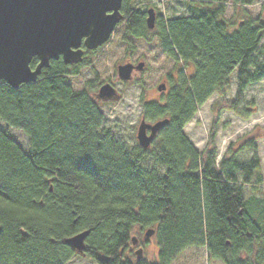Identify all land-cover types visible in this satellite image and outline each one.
<instances>
[{
  "label": "trees",
  "instance_id": "obj_1",
  "mask_svg": "<svg viewBox=\"0 0 264 264\" xmlns=\"http://www.w3.org/2000/svg\"><path fill=\"white\" fill-rule=\"evenodd\" d=\"M134 1H122V38L150 41L153 33L176 66L193 68L167 75L160 101L140 86L142 118H167V125L148 149L105 127L89 83L76 91L68 81L91 69L89 58L100 48L78 64L52 60L35 82L16 89L1 82L0 121L22 131L29 149L0 131V264H67L77 253L64 240L83 231L85 257L97 264H170L196 247L222 264H264V202L249 210L243 196L244 186L261 184L257 147L250 139L231 143L217 162L216 144L219 113L235 109L248 86L264 78V9L255 18L234 12L225 20L228 0H192L188 14L156 16L149 30L147 10ZM36 65L34 58L30 67ZM235 69L230 107L224 97ZM214 94L225 107L212 106L217 112L199 152L184 127ZM242 149L251 156L240 163ZM136 229L153 230L155 262L136 261L130 251Z\"/></svg>",
  "mask_w": 264,
  "mask_h": 264
},
{
  "label": "rangeland",
  "instance_id": "obj_2",
  "mask_svg": "<svg viewBox=\"0 0 264 264\" xmlns=\"http://www.w3.org/2000/svg\"><path fill=\"white\" fill-rule=\"evenodd\" d=\"M192 0H135L134 7L147 10L153 8L156 16H162L168 19L175 16H183L189 13ZM189 3V4H188ZM264 9V0H254L250 5H237L234 0H228L225 20H229L233 13L239 16L246 13L251 17H257ZM158 18V17H157ZM123 25L119 24L109 41L100 47L98 52L89 59L92 61L91 69L86 68L81 71L77 77H69L70 86L81 91L89 83L92 95L97 93L98 87L105 83H112L119 91L120 97L112 101H99L100 110L104 114L105 127L110 128L117 138H122L131 145L138 144L136 139L137 127L142 119L141 106L139 104L140 86L138 81L147 90V96L150 100L160 101L164 98L165 92L157 91V86L168 84L167 75L176 76V68H181L183 73L190 75L192 65L176 66L172 60L163 51L159 40L153 33H148L150 41L131 36L124 40ZM264 46V36L261 41ZM127 62H143V68L136 70L133 79L130 81H120L117 78V67ZM95 70V75L93 74ZM237 69L230 77V92L225 95L227 106L232 105L236 92ZM223 99L216 94L212 95L201 107H199L193 118L184 127V132L190 143L201 152L211 133V127L214 122V115L217 111H212L213 105H222L225 107ZM224 104V105H223ZM229 107V108H230ZM219 123L216 130V144L218 147V159L225 154L231 143H244L246 140H253L257 147L260 167L258 176L261 177V184H255L243 187V196L248 201L249 210L257 211L259 201L264 202V78L259 82L248 86L244 92L243 102L235 109H224L219 113ZM0 131L5 132L9 137L15 140L24 150L28 152L27 136L20 130L11 128L0 121ZM130 145V146H131ZM235 145L233 148L235 149ZM148 149V148H144ZM237 158L240 163L247 161L251 156V151L247 149L238 150ZM150 167H154L153 164ZM136 233L140 244L130 242V251L141 249V257L149 262L157 260V247L154 235L145 238L144 231ZM144 243V244H142ZM67 264H97L93 259L81 256L77 253ZM173 264H222L219 261L211 260L205 247L189 248L182 252Z\"/></svg>",
  "mask_w": 264,
  "mask_h": 264
},
{
  "label": "water",
  "instance_id": "obj_3",
  "mask_svg": "<svg viewBox=\"0 0 264 264\" xmlns=\"http://www.w3.org/2000/svg\"><path fill=\"white\" fill-rule=\"evenodd\" d=\"M123 0H0V81L16 89L33 83L50 61L61 59L64 64H78L83 59V48L95 50L104 45L123 20ZM146 26H155V11L146 12ZM36 58L37 65L30 67ZM143 63H131L117 67V77L129 81L134 69L140 71ZM165 84L157 86L164 91ZM95 97L110 101L119 98L118 91L110 83L102 84ZM167 120L153 124L144 118L136 133L138 145L148 148ZM146 130L150 133L146 135ZM149 229L146 236H151ZM88 231L64 240L77 253L85 256ZM141 259V249L135 251Z\"/></svg>",
  "mask_w": 264,
  "mask_h": 264
},
{
  "label": "bare ground",
  "instance_id": "obj_4",
  "mask_svg": "<svg viewBox=\"0 0 264 264\" xmlns=\"http://www.w3.org/2000/svg\"><path fill=\"white\" fill-rule=\"evenodd\" d=\"M74 77H77V76H74ZM1 82H3V81H0V83H1ZM3 83H5V82H3ZM5 84H6V83H5ZM138 84H139V86H142V82H141V81H138ZM6 85H7V84H6ZM167 85H168V84H167ZM7 86H8V85H7ZM9 87H10V86H9ZM229 92H230V91H228V92L226 93V95H227ZM200 107H201V106H200ZM162 120H167V121H169L167 118L162 119ZM162 120H159V121H162ZM156 122H157V121H156ZM153 123H155V122H153ZM153 123H150V124H153ZM167 123H168V122H167ZM166 125H167V124H166ZM166 125H165V126H166ZM165 126H163L162 128H164ZM162 128H161V129H162ZM138 129H139V125H138V127H137V132H138ZM137 132H136V133H137ZM149 133H150V130H146V135H148ZM158 133H159V132H158ZM158 133H157V135H158ZM157 135H156V137H157ZM156 137H155V138H156ZM155 138H154V140H155ZM154 140H153L152 142H154ZM136 230H137V229H136ZM148 230H149V229H147V230L144 231V236H145V238H148V237H149V236H146V232H147ZM134 233H136V231L133 232V234H134ZM133 234H132V235H133ZM136 234H137V233H136ZM23 235H25V233H23ZM152 235H153V234H152ZM152 235H151V236H152ZM130 242H131V243L133 242V243H135L136 245H139V244H140L139 240L136 239V237L133 238L132 236L130 237ZM142 244H144V243H142ZM156 247H157V246H156ZM157 254H158V248H157ZM128 257H129V259L132 258V256H130V255H128ZM135 258H136V256H135ZM176 259H177V258H176ZM176 259H175V260H176ZM175 260H174V261H175ZM170 264H173V262H170Z\"/></svg>",
  "mask_w": 264,
  "mask_h": 264
},
{
  "label": "flooded vegetation",
  "instance_id": "obj_5",
  "mask_svg": "<svg viewBox=\"0 0 264 264\" xmlns=\"http://www.w3.org/2000/svg\"><path fill=\"white\" fill-rule=\"evenodd\" d=\"M155 20H156V16H155ZM96 50V49H95ZM91 52V51H93V50H87V49H85V48H83V58H85L86 56H87V52ZM127 63H131L133 66H136L137 64H139V63H143V62H139V63H132V62H127ZM144 64V63H143ZM138 71V70H137ZM134 73H136V69H134L133 71H132V75L134 74ZM132 79H133V76H132ZM112 84V83H111ZM114 86V85H113ZM168 90V85H167V87H166V90L165 91H167ZM164 91V92H165ZM119 95H120V93H119ZM97 101H101V100H97Z\"/></svg>",
  "mask_w": 264,
  "mask_h": 264
}]
</instances>
